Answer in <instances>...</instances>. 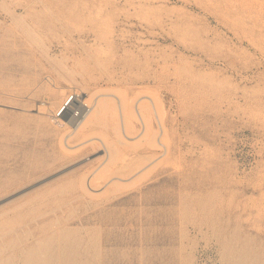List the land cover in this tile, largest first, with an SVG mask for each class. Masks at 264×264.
<instances>
[{
  "label": "rangeland",
  "instance_id": "rangeland-1",
  "mask_svg": "<svg viewBox=\"0 0 264 264\" xmlns=\"http://www.w3.org/2000/svg\"><path fill=\"white\" fill-rule=\"evenodd\" d=\"M99 90L145 138L64 148ZM0 264H264V0H0Z\"/></svg>",
  "mask_w": 264,
  "mask_h": 264
},
{
  "label": "bare ground",
  "instance_id": "bare-ground-1",
  "mask_svg": "<svg viewBox=\"0 0 264 264\" xmlns=\"http://www.w3.org/2000/svg\"><path fill=\"white\" fill-rule=\"evenodd\" d=\"M68 96H69V94L64 98L62 105L57 104L53 110L54 119L58 123L62 124L63 126H65L67 128L65 135H64V138H65L64 143L66 144L65 147L63 146L64 148L77 150L79 148V146L81 147L82 145L86 144L88 141H92L95 138L96 134H93L94 132L92 131L93 129H95V128H93V125L95 126V123L97 121H99L100 119L103 120V118H105L107 115L109 116L108 112L110 113V109L112 110V108L109 107V99L114 101V102L111 101V102H113L112 107H114V111H115V112L113 111L114 114L113 113L112 114L117 116V120L113 124L114 129L112 128L113 131L115 130L114 135L116 136V141H124L126 139L130 140L132 137H134L136 139H140V140L142 138L143 139L145 138V135L147 134V125H146L144 114H143L142 110L145 107L144 105H146V104H144L143 102L145 100H148L155 107V100H154L155 98L153 99V97H151L149 94L142 92V91H139L138 93H136L134 95V98L126 101V99H123L124 97L123 98L119 97L116 92H113L110 90H99L95 95L91 96V98H93L91 110H90V105L82 102L79 99L78 94L76 92L73 93V97L70 98L69 101L65 104ZM63 105H64V107L62 108L61 112L57 113ZM70 107H72V114H70V118H69L68 111H69ZM75 110L79 111L78 115L74 114ZM110 116H111V113H110ZM115 116H113V117H115ZM113 117H112V122L115 121V120H113ZM132 117H134L133 120L131 119ZM134 120H136V122L140 124V127L136 128L137 132L135 133V136H132V135H130V128L132 129V127H134V124H135ZM55 124H56V122H55ZM69 124L74 126V128L70 129ZM56 125H58V124H56ZM80 133H81V135L77 139L75 135H77V134L79 135ZM74 136L77 139V141H75L76 143L71 142V139ZM62 138H63V135H62ZM114 141H113V143L111 142L112 144H109L110 141L107 143V141L104 142V140H101V142L104 146L103 148H104L105 152L109 153V151L114 149V147H112V145L114 143H117ZM159 142H161V141H159ZM59 143H60V141H59ZM114 145H116V144H114ZM111 155H113V153ZM111 155H109V156L107 155L108 158L110 157V160H111ZM107 157L105 158V160L102 161L103 165H105L107 163V161L109 160ZM100 165H102V164L100 163ZM141 171H142V168L136 167L130 172V174L128 173V175H125V176L124 175L120 176L121 174L120 175H114L113 174L114 176L109 177L108 182H110L116 178H118V179H130V178L135 177L138 174H140ZM94 174L95 173H93V172L90 175L88 174L89 175V177L87 178L88 185L90 184L89 181H91ZM125 181L127 182V180H125ZM90 188L93 189V187H90Z\"/></svg>",
  "mask_w": 264,
  "mask_h": 264
}]
</instances>
